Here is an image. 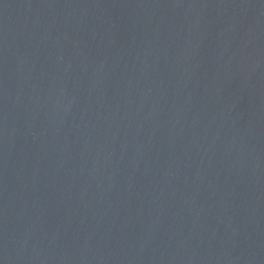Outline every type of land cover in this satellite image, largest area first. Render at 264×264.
Segmentation results:
<instances>
[{"label":"water","instance_id":"1","mask_svg":"<svg viewBox=\"0 0 264 264\" xmlns=\"http://www.w3.org/2000/svg\"><path fill=\"white\" fill-rule=\"evenodd\" d=\"M0 264H264V0H0Z\"/></svg>","mask_w":264,"mask_h":264}]
</instances>
